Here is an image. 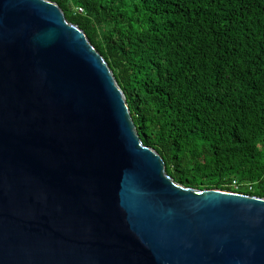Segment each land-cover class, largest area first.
<instances>
[{
  "label": "water",
  "instance_id": "1",
  "mask_svg": "<svg viewBox=\"0 0 264 264\" xmlns=\"http://www.w3.org/2000/svg\"><path fill=\"white\" fill-rule=\"evenodd\" d=\"M0 264H264V198L177 183L59 5L0 0Z\"/></svg>",
  "mask_w": 264,
  "mask_h": 264
},
{
  "label": "trees",
  "instance_id": "2",
  "mask_svg": "<svg viewBox=\"0 0 264 264\" xmlns=\"http://www.w3.org/2000/svg\"><path fill=\"white\" fill-rule=\"evenodd\" d=\"M51 1L108 63L177 183L264 198V0Z\"/></svg>",
  "mask_w": 264,
  "mask_h": 264
},
{
  "label": "built area",
  "instance_id": "3",
  "mask_svg": "<svg viewBox=\"0 0 264 264\" xmlns=\"http://www.w3.org/2000/svg\"><path fill=\"white\" fill-rule=\"evenodd\" d=\"M80 13H83L84 12V10L82 9V8H78L77 9ZM239 183L236 181V180H234L233 182H232V184H231V187H233V189H235V190H238L239 189ZM243 186H244V188H246L248 191H252L253 190V185L252 184H249V183H246V184H243ZM241 187H242V185H241Z\"/></svg>",
  "mask_w": 264,
  "mask_h": 264
}]
</instances>
